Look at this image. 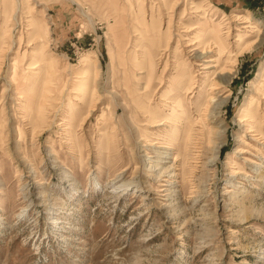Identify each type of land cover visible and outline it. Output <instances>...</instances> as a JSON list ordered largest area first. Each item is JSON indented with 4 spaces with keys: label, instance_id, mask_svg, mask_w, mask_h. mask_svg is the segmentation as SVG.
Segmentation results:
<instances>
[{
    "label": "rangeland",
    "instance_id": "374dc122",
    "mask_svg": "<svg viewBox=\"0 0 264 264\" xmlns=\"http://www.w3.org/2000/svg\"><path fill=\"white\" fill-rule=\"evenodd\" d=\"M172 1L0 0V264H264V0Z\"/></svg>",
    "mask_w": 264,
    "mask_h": 264
},
{
    "label": "bare ground",
    "instance_id": "6f19581e",
    "mask_svg": "<svg viewBox=\"0 0 264 264\" xmlns=\"http://www.w3.org/2000/svg\"><path fill=\"white\" fill-rule=\"evenodd\" d=\"M176 3H177V1L176 0H173L172 1V3H171V6H170V8L171 9H174V6L176 5ZM193 8H198V6H196V7H193ZM194 10V9H193ZM232 15V14H231ZM183 16H185V9H183L182 10V15H181V17H183ZM232 17H236V18H232L233 19V21H235V23L236 24H240V23H243V24H245V25H243L242 26V28H248V29H252V28H254V25L252 24V22H251V18L249 17V16H244V15H242V14H240V15H237V14H234ZM238 21V22H237ZM170 20L168 19V22H167V27H166V30H168L169 29V24H170ZM250 32V31H249ZM201 37H200V39L199 40H197V41H194V42H189L188 44H186L187 46H189V45H196V48L195 49H198L199 47L200 48H202L201 49V51H200V54H203L204 52L205 53H207V52H211V51H213L212 50V48L213 49H215V48H218V49H221L223 52H225L226 54H227V61L228 60H230V58L228 57L229 55H230V51L228 50V44L225 42V40L222 38V36H221V33H220V28H219V25H217V24H212V23H207V22H205V24H204V26H202V28H201ZM193 38V37H192ZM239 44H243V38L242 37H239ZM238 44V45H239ZM248 44H249V42H248ZM251 44V43H250ZM254 45H255V43H254ZM212 46V47H211ZM185 47V46H184ZM208 48H210V49H208ZM241 50V49H240ZM189 52V51H188ZM156 53H155V49H152V51H150V50H148L147 52H146V54L144 53L143 54V58L140 60V62L138 63V69H140L139 71V73H143L144 74V78H145V83H144V85H142L140 82H137L136 84H137V87L139 88V89H142V92H145V91H147V88L149 87V85H150V78H151V76H153V57H154V55H155ZM218 59L219 58H217L216 60H208V61H213V62H216V65H215V67H214V69H213V71H212V76L213 75H215V74H217V77L216 78H214V80L213 81H206L207 83H208V85L210 86V90H212V89H214L215 90V87H216V85H218V83H219V81L220 82H222V83H224L225 85L228 83V81H229V79H230V75H228L229 73H231V72H228V70H226L225 68V66H223V65H221V64H219L218 65ZM230 62V65H234V63H233V61H229ZM179 64V63H178ZM148 66H149V68H148ZM204 68H206V67H208V66H203ZM175 69V68H174ZM184 68H181L180 69V71H179V73H178V77L176 76V78H174V79H172V81H173V84L175 85V86H180V85H185V89H186V91H187V93H189L190 92V89H193V87L194 86H191V85H193V83H194V80H193V78L192 77H189V75H188V77H186L187 75L185 74V72H184V70H183ZM92 70V69H91ZM225 72H227L228 74H226L225 76H220V74H222V73H225ZM88 74V75H87ZM87 74L85 75V77H89V73L87 72ZM142 76V75H141ZM219 76V77H218ZM84 77V76H83ZM141 78V77H140ZM213 78V77H212ZM136 79H138V78H136ZM88 80H90L89 78H88ZM185 81H187V82H185ZM87 82H90V81H86L85 80V82L84 83H86L87 84ZM204 84V83H203ZM220 84V83H219ZM91 86V85H90ZM82 88V87H81ZM92 88H93V86H92ZM92 88L90 89L91 91H92ZM170 88V87H169ZM196 88V87H195ZM206 88V87H205ZM177 89V88H176ZM180 89V88H179ZM209 90V91H210ZM96 90H94V88H93V91H92V93H94ZM140 91V90H139ZM149 93V92H148ZM147 93V94H148ZM176 93V92H175ZM179 93H180V91H179ZM186 93V94H187ZM89 94V93H88ZM91 94V93H90ZM149 95V94H148ZM181 95V94H180ZM205 95H206V93H205ZM264 95V94H263ZM83 96H85V93L83 92ZM161 96H163V95H161ZM86 97V96H85ZM89 97V96H88ZM146 97H149V96H147L146 95ZM178 96H176V98L175 99H177V100H175V104H177V105H180V103H181V100L179 99V98H177ZM184 97V96H183ZM205 97V96H204ZM203 99V98H202ZM46 100V99H45ZM163 100V99H162ZM33 101V100H32ZM88 101V100H87ZM164 101V100H163ZM212 101H214V97H210L208 100H207V104H205L203 107H201V108H197V112H199L200 113V116L202 117V114L207 110V107H208V104L210 103V102H212ZM253 101V100H252ZM30 102V101H29ZM37 102V101H36ZM165 102V101H164ZM203 102V101H202ZM201 102V103H202ZM90 103V102H89ZM30 105H32V104H30ZM147 105V104H146ZM176 105V106H177ZM33 106H35V105H33ZM175 105H174V107H176ZM202 106V105H201ZM27 107H28V105H27ZM145 108V107H144ZM30 109V108H29ZM32 109V108H31ZM41 109H43L42 108V104H41V108H40V110ZM146 109V108H145ZM144 109V110H145ZM39 110V111H40ZM175 110V109H174ZM173 109H172V114L173 113H175V111H174ZM27 111V110H26ZM143 111V110H142ZM28 112V111H27ZM208 112V111H207ZM26 113V112H25ZM31 113V112H30ZM143 113H144V117H147L148 118V120L150 121V122H154V117H151V114H147V111L145 110V111H143ZM152 113V112H151ZM206 113V112H205ZM27 114V113H26ZM197 114V113H196ZM207 114V113H206ZM209 114V113H208ZM255 116V115H254ZM253 116V117H254ZM23 117V116H22ZM28 117V116H27ZM159 118V117H158ZM205 119V118H204ZM147 120V121H148ZM158 120H160V119H158ZM206 120V119H205ZM201 121V120H200ZM156 122V121H155ZM153 124V123H152ZM161 124V122L159 123L158 122V125H160ZM188 126V125H187ZM186 129H185V132L187 133L185 136H190L191 135V131H192V128L191 127H185ZM254 132L252 135H254L256 132V130L254 129V130H251V129H247V132ZM185 134V133H184ZM260 136H262L261 134H260ZM259 137V136H258ZM254 139V138H253ZM191 140V139H190ZM255 140H256V138H255ZM185 144H187V143H185ZM184 144V145H185ZM219 146H220V144H219ZM218 146V147H219ZM237 172V171H236Z\"/></svg>",
    "mask_w": 264,
    "mask_h": 264
}]
</instances>
